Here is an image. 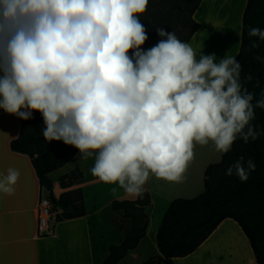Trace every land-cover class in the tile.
I'll return each mask as SVG.
<instances>
[{
	"label": "clouds",
	"instance_id": "1",
	"mask_svg": "<svg viewBox=\"0 0 264 264\" xmlns=\"http://www.w3.org/2000/svg\"><path fill=\"white\" fill-rule=\"evenodd\" d=\"M148 3L0 0V109L22 120L39 112L45 140L94 156L92 176L134 198L150 175L181 182L195 145L227 153L237 139L264 135L252 123L264 90L256 99L235 57L217 62L161 27L158 43L141 47L148 36L139 15ZM247 35L264 41L259 27ZM255 169L241 156L225 175L243 183ZM19 176L11 167L0 174V193L12 195Z\"/></svg>",
	"mask_w": 264,
	"mask_h": 264
},
{
	"label": "trees",
	"instance_id": "2",
	"mask_svg": "<svg viewBox=\"0 0 264 264\" xmlns=\"http://www.w3.org/2000/svg\"><path fill=\"white\" fill-rule=\"evenodd\" d=\"M199 1L149 0L146 11L139 15V19L145 26L148 15L160 13V6L168 3L170 5L162 21L168 26L172 25V28L184 29L183 34L176 36L181 41H187L197 28L192 12ZM249 26L264 29V0L246 1L240 47L235 56L242 65V81L255 94V98L259 99L264 90V63L256 61L254 57L259 55L264 58V41L256 37L250 38L247 35ZM146 34L148 39L141 46L143 49H149L155 44L156 33ZM253 40L258 44L256 49L250 48ZM248 75L253 77L251 81H245ZM36 113H33V118ZM29 120H22L18 137L10 141L11 150L29 156L40 184L48 191L53 207L59 206L62 209L60 214H56V221L83 216L85 208L81 188L65 191L54 199L51 195V180L47 176L67 163L79 150L62 141L45 140L42 135L45 126L31 130ZM252 123L258 130L264 129V110L255 109V120ZM241 156L245 160L253 159L256 164L255 171L243 183L235 175H225L226 169ZM80 177L81 172L73 170L60 183L65 184L64 178L71 182ZM202 182L203 191L197 196L179 197L169 203L155 235L158 254L148 257L141 264H174V258L192 253L226 218L233 220L246 237L256 264H264V135L247 144L237 139L229 152L221 154L219 162L205 167ZM149 203L150 195L147 190H144L142 198L111 201V210L127 220L128 225L124 227L116 224L123 231V238L116 244L108 245V254L100 264H118L129 251L137 247L148 226L144 207Z\"/></svg>",
	"mask_w": 264,
	"mask_h": 264
},
{
	"label": "crops",
	"instance_id": "3",
	"mask_svg": "<svg viewBox=\"0 0 264 264\" xmlns=\"http://www.w3.org/2000/svg\"><path fill=\"white\" fill-rule=\"evenodd\" d=\"M246 1L200 0L192 12V19L197 23V28L190 38L183 42L189 43L197 53H214L217 62L226 54L235 57L240 47L242 15ZM21 122L22 119L0 109V174H6L10 167L20 172L14 186L15 192L12 195L0 193V264H100L108 254V245L114 244L111 239L118 243L123 235L117 230L106 228L105 223L102 225L100 222L96 223L95 232H92L91 217L95 213L92 214L87 208L86 192L93 185L101 183L90 172L94 161L90 163L82 156L76 157L77 153L63 166L47 175L51 180V195L54 199L65 191L81 188L85 214L61 221L55 220L52 234L37 235V201L42 193L47 194L48 191L40 184L29 156L10 148V141L19 135ZM89 160H94V156ZM73 170L80 171L81 177L71 182L64 178L65 184L62 185L60 180ZM125 195H120L119 198L134 199ZM150 198L152 201L151 195ZM112 200L113 198L109 199V205ZM53 209L54 217L62 211L59 206ZM231 226L242 236L238 225L226 218L192 253L174 258V264L178 261L181 264H202L206 252L214 258L213 252L216 248L211 244L215 232L219 230L226 233ZM105 234H110V239L104 238ZM145 236L146 233L137 247L129 251L118 264L139 257ZM155 248L157 250L156 243ZM156 252L155 255L158 250Z\"/></svg>",
	"mask_w": 264,
	"mask_h": 264
},
{
	"label": "rangeland",
	"instance_id": "4",
	"mask_svg": "<svg viewBox=\"0 0 264 264\" xmlns=\"http://www.w3.org/2000/svg\"><path fill=\"white\" fill-rule=\"evenodd\" d=\"M168 3L160 6V13H154L148 15L146 19L145 29L146 32L153 34L156 33V27H161L167 32H174L175 34H183L185 30L172 28V25H167L162 21L166 11L169 8ZM155 44L161 39L155 34ZM154 44V45H155ZM31 124V130L33 128L41 129L44 125L43 118L39 112L35 114V117L29 120ZM221 152L216 151L215 146L210 142L208 145L194 147V158L189 163L186 172L184 173V179L179 182H169L163 179H156L154 176L149 177L146 190L150 192L152 201L144 207L148 216V227L146 236L140 246V255L137 259L127 260L122 264H141L144 259L155 255L157 252L155 248V232L159 227L162 216L167 209L169 203L175 198H193L203 191L202 175L205 167L210 163H216L220 161ZM87 161L92 163L94 160ZM75 175V174H74ZM116 187V191L113 192L112 188ZM87 195V208L93 214L91 217L92 232H95V226L97 222L110 229L119 231L122 235L123 231L119 230L116 224H122L124 227L128 225V221L123 219L117 212L111 211L109 205V199H120L119 196H126L124 191L117 185H110L105 183H99L93 185L86 192ZM129 199V197H127ZM55 210V209H53ZM105 230V229H104ZM110 234L104 235V238L110 239ZM111 243L116 244L115 239H111ZM119 242V241H118ZM154 242V243H153ZM216 250L214 258L211 255H203L204 260L202 264H256L253 252L249 246L247 239L240 236L239 231L231 226L226 233L222 231L215 232L212 244ZM211 254V251H209ZM201 262V260H200ZM181 264V262H177Z\"/></svg>",
	"mask_w": 264,
	"mask_h": 264
},
{
	"label": "built area",
	"instance_id": "5",
	"mask_svg": "<svg viewBox=\"0 0 264 264\" xmlns=\"http://www.w3.org/2000/svg\"><path fill=\"white\" fill-rule=\"evenodd\" d=\"M54 221L53 205L48 195L42 193L37 201V235L46 236L52 234Z\"/></svg>",
	"mask_w": 264,
	"mask_h": 264
}]
</instances>
